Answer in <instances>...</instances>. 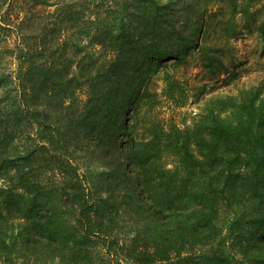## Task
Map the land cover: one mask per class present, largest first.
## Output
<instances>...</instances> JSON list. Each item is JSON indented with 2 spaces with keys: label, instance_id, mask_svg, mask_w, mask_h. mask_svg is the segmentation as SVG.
Returning <instances> with one entry per match:
<instances>
[{
  "label": "trees",
  "instance_id": "obj_1",
  "mask_svg": "<svg viewBox=\"0 0 264 264\" xmlns=\"http://www.w3.org/2000/svg\"><path fill=\"white\" fill-rule=\"evenodd\" d=\"M212 1L0 0V256L91 264L99 238L134 264H264L262 87L193 127L138 118L170 60L201 51L232 83L222 51L241 0ZM80 150L104 167L101 194Z\"/></svg>",
  "mask_w": 264,
  "mask_h": 264
},
{
  "label": "rangeland",
  "instance_id": "obj_2",
  "mask_svg": "<svg viewBox=\"0 0 264 264\" xmlns=\"http://www.w3.org/2000/svg\"><path fill=\"white\" fill-rule=\"evenodd\" d=\"M240 2L242 7L239 6V12L235 17L236 26L228 28L231 30L229 32L235 35L232 36L228 45L223 47L224 51H222V60L230 69L232 83L225 85L218 75L211 74V69L206 65L207 62L201 51H195L180 61L170 60L168 65L152 79V95L145 99L144 109L138 114V118L143 124L147 120H160L159 123L168 129H174L175 126L193 127L207 116L212 108L226 112L232 102L230 97L239 96L243 89L262 87V96H264V34L258 30L249 31L251 24L259 26L264 21V0H241ZM248 7L253 15L250 16V20H248L247 14H243V10H248ZM231 12L230 9L226 16L219 15L216 18V23L211 29L214 41L225 32L223 26L231 17ZM227 75L226 73L220 76ZM80 94L86 98L84 91H81ZM74 156L75 160L82 165L81 172L86 173V180H88L93 193L101 194L96 184L98 181L97 172L104 167L90 153L83 150L76 152ZM172 159L169 157L170 161ZM55 178L57 177L51 176L46 181V191L55 188L53 187ZM61 201L62 204L66 203L63 196H61ZM122 226L121 238L123 239L130 227L127 224H122ZM97 241V244L94 245L95 256L91 264H101L103 262L102 254L105 253L108 254L106 255L107 264H134L131 258L123 256L118 244L111 245L108 241L99 238ZM17 252L19 253H14L16 264H61L63 262L59 253L49 254L45 257L41 253L29 249H18ZM7 256V254L0 256V264H14L13 260L7 259Z\"/></svg>",
  "mask_w": 264,
  "mask_h": 264
}]
</instances>
